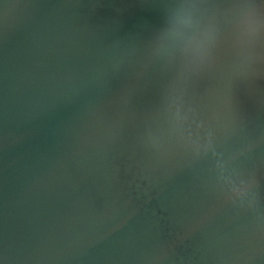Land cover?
Returning <instances> with one entry per match:
<instances>
[{"label": "water", "instance_id": "95a60500", "mask_svg": "<svg viewBox=\"0 0 264 264\" xmlns=\"http://www.w3.org/2000/svg\"><path fill=\"white\" fill-rule=\"evenodd\" d=\"M197 3V25L166 21ZM264 0H0V264H264ZM214 38L196 74L192 49ZM175 101L210 150L169 127ZM217 164L259 181L227 202Z\"/></svg>", "mask_w": 264, "mask_h": 264}, {"label": "clouds", "instance_id": "9594fccd", "mask_svg": "<svg viewBox=\"0 0 264 264\" xmlns=\"http://www.w3.org/2000/svg\"><path fill=\"white\" fill-rule=\"evenodd\" d=\"M199 4L193 2L181 5L166 21L167 36H175L181 30L191 29L197 25L196 13ZM264 33V24L258 14L250 10L242 30V37L256 40ZM214 38L210 31L205 30L204 39L191 51L184 72L196 74L202 68L207 55L213 46ZM169 127L175 139L187 146L194 157L206 154L211 148V142L202 138L199 126H194L190 116L180 106L172 101L169 103ZM216 184L227 202L240 208L255 210L259 204V181L255 175L243 174L230 169L226 164H217Z\"/></svg>", "mask_w": 264, "mask_h": 264}]
</instances>
